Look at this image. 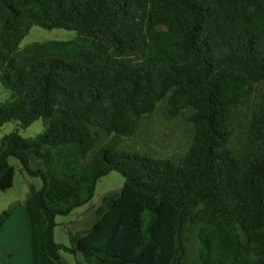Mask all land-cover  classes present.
Here are the masks:
<instances>
[{"label": "trees", "instance_id": "obj_1", "mask_svg": "<svg viewBox=\"0 0 264 264\" xmlns=\"http://www.w3.org/2000/svg\"><path fill=\"white\" fill-rule=\"evenodd\" d=\"M32 26L70 41L19 45ZM264 0H0V192L17 159L32 264H264ZM168 119L189 110L177 159L118 149L171 85ZM113 137L100 144L98 135ZM32 159L38 168L31 169ZM111 171L90 229L54 242L55 218L87 204ZM13 209L0 214V230Z\"/></svg>", "mask_w": 264, "mask_h": 264}, {"label": "rangeland", "instance_id": "obj_2", "mask_svg": "<svg viewBox=\"0 0 264 264\" xmlns=\"http://www.w3.org/2000/svg\"><path fill=\"white\" fill-rule=\"evenodd\" d=\"M77 34L74 31L62 29L44 30L37 26H32L29 33L24 37L19 45V49L25 48L32 43L46 41H70L75 39ZM264 86V81L252 83L254 91ZM177 85H171L166 97L160 101L153 114L140 121L138 130L131 136L121 139L118 149L134 152L148 153L154 157L177 159L188 149L192 134V124L190 123L191 112L185 110L177 117L168 119L167 111L170 108L169 99L176 90ZM10 98V92L0 86V103ZM43 129L41 120L34 121L26 128H20L17 122H8L0 127L1 139L17 131L24 139H30L38 135ZM100 144H105L111 139L110 135H98ZM9 165L14 169L13 186L6 192H0V214L3 211L13 209V219L11 222H25V236L27 237L28 219L24 207V200L28 193L29 185L41 188L42 182L39 178L31 177L23 171L21 163L15 158L8 159ZM31 169L38 168L37 160L32 159ZM124 178L116 171H111L103 176L95 185L93 198L85 205L74 209L70 214L57 216L55 218L56 227L54 229V242L66 247L70 246L69 234H81L90 229L95 221V210L99 207L101 199L108 193L118 191L124 184ZM24 230V229H23ZM22 234V231H21ZM28 252L29 245L27 246ZM15 251V250H14ZM23 250L16 254H22ZM25 251H27L25 249ZM60 258L65 264H79V257L69 253L60 252Z\"/></svg>", "mask_w": 264, "mask_h": 264}, {"label": "crops", "instance_id": "obj_3", "mask_svg": "<svg viewBox=\"0 0 264 264\" xmlns=\"http://www.w3.org/2000/svg\"><path fill=\"white\" fill-rule=\"evenodd\" d=\"M11 219H13V216L0 230V264H32L31 251L28 252L27 249L29 245L30 250V227L28 225L26 237L24 235L25 222L22 221V224H20L17 221L11 222ZM14 250L17 252L19 250L23 251L22 254H16Z\"/></svg>", "mask_w": 264, "mask_h": 264}]
</instances>
